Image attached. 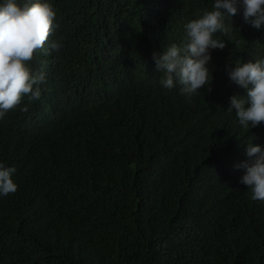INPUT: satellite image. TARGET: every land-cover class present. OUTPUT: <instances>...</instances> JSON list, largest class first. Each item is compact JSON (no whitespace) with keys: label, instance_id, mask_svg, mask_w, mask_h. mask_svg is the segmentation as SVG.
Masks as SVG:
<instances>
[{"label":"trees","instance_id":"obj_1","mask_svg":"<svg viewBox=\"0 0 264 264\" xmlns=\"http://www.w3.org/2000/svg\"><path fill=\"white\" fill-rule=\"evenodd\" d=\"M48 2L45 47H62L30 62L40 98L0 119L18 185L0 196V264H264V202L234 167L247 142L264 147V123L245 130L227 111L246 94L227 68L264 58V25L232 17L211 84L189 98L160 85L153 53L183 46L214 0Z\"/></svg>","mask_w":264,"mask_h":264},{"label":"clouds","instance_id":"obj_2","mask_svg":"<svg viewBox=\"0 0 264 264\" xmlns=\"http://www.w3.org/2000/svg\"><path fill=\"white\" fill-rule=\"evenodd\" d=\"M241 10L244 22L254 29L264 25V0H214L210 10L197 11L195 18L184 25L187 40L183 46L170 43L163 46L162 52L153 53L161 73L160 85L165 89L178 85L180 94L189 98L210 85V50L226 46L225 40L215 38L216 34H230L232 17ZM55 17L56 11L48 0H0V119L18 108L27 111L26 105L21 107L25 97L29 104L40 98V85L46 83V74L33 73L30 62L37 52L50 55L62 47L59 40H52L45 47L57 27ZM233 62L235 66L227 68L229 79L244 88L246 94L233 95L227 111H234L239 125L249 130L264 123V58ZM246 144V155L252 159L234 167L246 170L240 183L251 190V199L264 202V147L252 141ZM15 172L14 166L0 162V196L17 191Z\"/></svg>","mask_w":264,"mask_h":264}]
</instances>
